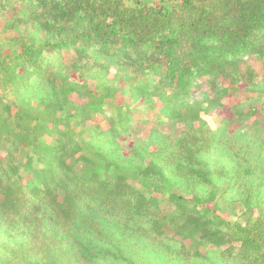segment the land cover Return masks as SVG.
<instances>
[{
	"label": "trees",
	"instance_id": "1",
	"mask_svg": "<svg viewBox=\"0 0 264 264\" xmlns=\"http://www.w3.org/2000/svg\"><path fill=\"white\" fill-rule=\"evenodd\" d=\"M0 18L15 35L0 91L16 97L0 98V264H264V97L239 78L264 56V0H0ZM120 67L125 87L109 81ZM238 85L258 107L211 124ZM156 100L184 132L151 128L126 151L130 107Z\"/></svg>",
	"mask_w": 264,
	"mask_h": 264
},
{
	"label": "rangeland",
	"instance_id": "2",
	"mask_svg": "<svg viewBox=\"0 0 264 264\" xmlns=\"http://www.w3.org/2000/svg\"><path fill=\"white\" fill-rule=\"evenodd\" d=\"M146 1L149 3H155L158 0H142ZM5 14L3 12L4 17H10L15 13L14 6L12 8H9L5 10ZM4 19L0 18V39L2 42V49L5 52H9L10 49H12V41L14 40L15 35L11 31H6V28L4 26ZM91 67V66H90ZM119 67V65H118ZM88 69L89 68H84L81 70L79 73H73L72 77L74 79H77L78 76L80 77V74H83L84 77L87 76L88 74ZM125 74V71H123L120 67L118 69V72L112 71L111 75L109 76V81L112 83H115L117 86L120 87H125V83L123 80V76ZM239 78L241 76H245L247 78L252 79V83L257 85V87L261 88L263 90V97H264V56H258L252 59H245V63L242 66V69L239 73ZM82 78V77H80ZM82 81V80H81ZM226 81L222 80L220 81L217 89L214 91L213 88L209 83H202V85L196 86L191 95H190V100L191 102H200L204 98H208V100L212 99L213 97L217 96L219 93V90L222 89V87L226 85ZM243 85H238V91H232L231 94L226 96L224 100L222 101L223 104H226V107L224 108H219L215 111H213L210 115L211 119V124H219L220 121L224 118H229L231 116V106H233L234 103L239 102L240 104H243V108L246 107V109L250 108L251 106L258 107V102H254L251 100L253 94H249L246 92V89H243ZM231 90H233L232 87H230ZM218 93V94H217ZM255 96V95H254ZM0 98L3 100L4 103L8 104H13L16 102V97L13 95L12 92L10 91H0ZM264 99V98H263ZM130 101L129 96L126 97V101ZM245 104V105H244ZM161 104L159 103L158 100L151 102H144V101H139L137 103H134L131 107L130 110L132 112V129H131V136L128 138H121L120 142L124 147L126 148V151H128L130 144H132L134 141L139 140L141 138H145L147 135L148 131L151 128H155V130L162 132L165 135L171 136L173 139L177 138L180 134H182L185 130L184 124L179 121H166L163 124V116L160 111ZM2 109L0 108V113ZM94 125L95 124H100L102 128H107L108 123L102 116L96 117L95 120L92 122ZM235 129H240L243 128L246 131H249L251 133H255V128L252 125V120L249 119H244L242 122H239V124L234 125ZM233 128V129H234ZM80 132V130H78ZM84 134V133H83ZM260 134L264 136V131H260ZM86 137V135H85ZM46 139V138H44ZM126 139V140H125ZM125 140V141H124ZM124 141V142H123ZM10 147L9 145H5L4 143L0 145V155L5 156L6 150H8ZM29 149H26L24 152H20L17 154V157L21 159L22 162H25L26 156L28 154ZM24 176L26 173L23 172ZM132 182V180H130ZM133 183V182H132ZM161 208L163 215L167 216L169 215L173 209L174 206L168 202L167 200H164L161 203ZM235 208L237 209V215L233 217H228V220L232 223L239 222L243 223L242 219L240 218V215L243 212L242 205L240 204H235ZM172 234V231H171Z\"/></svg>",
	"mask_w": 264,
	"mask_h": 264
}]
</instances>
